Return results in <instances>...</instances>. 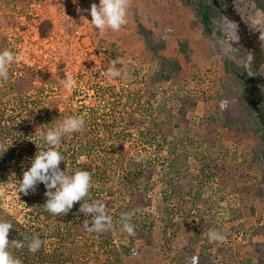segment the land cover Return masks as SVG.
I'll list each match as a JSON object with an SVG mask.
<instances>
[{"label":"rangeland","instance_id":"374dc122","mask_svg":"<svg viewBox=\"0 0 264 264\" xmlns=\"http://www.w3.org/2000/svg\"><path fill=\"white\" fill-rule=\"evenodd\" d=\"M68 1L0 0V16L9 25L5 33L15 54L21 57L17 64L36 65L49 72L64 64L74 82L71 88L62 86L65 100L73 103L81 118L107 111V100L98 94L100 88L111 89L125 106L136 92L142 93L144 100L148 98L145 77L157 62L138 32L137 21L152 29L156 38L171 35L164 54L182 64L177 76L154 87L153 102L159 109L168 103L171 125L180 106L188 109V125L173 126L170 136L184 169L183 177L175 176L173 181L184 191L177 195L171 221L165 224L163 192L167 186L161 174L166 168L160 166L150 208L155 220L154 244L144 245L139 254L123 252V264H192L193 257L198 258V264H255L256 244L264 240L260 234L264 225V163L254 160L257 142L253 135L238 127H224L223 119L230 107H240L246 85H250V104L256 111L251 80L264 100V12L255 0H210L222 16L216 21V32L207 37L191 8L181 0H128L127 23L119 31L100 32L90 23L91 16L89 21L84 18V26L77 23L81 13H70L65 7ZM87 1L99 4V0ZM45 22L50 23V31L42 37ZM182 40L188 42L186 54L179 49ZM112 53L115 58H110ZM113 70L119 75H111ZM130 70L134 74H124ZM48 91L53 95L60 89L50 86ZM25 116L31 120L34 115ZM21 199L15 176L0 181L1 206L23 219L26 209ZM213 230L221 232L225 240L210 241L208 233ZM93 240L90 237L92 251L84 259L68 260L69 252L63 249L64 256L57 264H112Z\"/></svg>","mask_w":264,"mask_h":264},{"label":"trees","instance_id":"16d2710c","mask_svg":"<svg viewBox=\"0 0 264 264\" xmlns=\"http://www.w3.org/2000/svg\"><path fill=\"white\" fill-rule=\"evenodd\" d=\"M181 1L191 8L203 34L207 37L213 36L216 32V21L222 16L221 10L210 0ZM255 2L264 12V0ZM2 19L0 16V52L10 50L15 54L5 33L9 25L2 22ZM137 24L147 50L157 62L156 68L148 78L145 77L144 91L149 94L148 98L144 100L143 94L136 92L125 106L121 97L115 98L111 89L100 88L98 94L105 102L107 100V111L83 117V129L66 134L58 146L66 160L61 162V170L67 166L70 172L85 170L91 174L89 194L82 203H103L106 215L111 217L112 226L100 233L87 231L85 223L90 224L93 217L85 216L79 211L81 202H76L64 216L51 214L44 206L47 200L46 189L40 183L34 192L27 195L21 193L26 209L23 219L16 214L7 213L0 201V220H6L13 225L9 231V242H24L22 249H16L14 244L9 245V251L21 260V264H57L64 256L63 249L69 252L68 260L84 259L92 251L88 245L90 237H93L99 252L105 251L109 255L112 264H123V252L139 254L144 245L153 246L155 220L150 208L154 204L152 193L157 184L158 170L161 172L160 166L166 168L162 171L161 181L167 186L163 192V221L167 225L171 221L177 204L176 197L184 191L182 185L176 186L173 180L175 176L182 178L184 169L176 153L177 147L173 146L170 136L173 126L188 125V109L184 105L180 106L175 116L177 119L171 125L170 116L173 117V114L168 103L165 102L159 109L153 100L157 94L154 87L157 88L177 76L182 71V64L178 58L164 54L167 37L171 35L156 38L152 29L140 21ZM44 26L42 37L48 36L50 31L49 22H45ZM179 49L184 54L188 53V42L180 41ZM112 57L115 58L114 53L111 54L110 58ZM116 60L117 69L120 70L121 63L117 58ZM63 66V63L58 64L56 72H49L47 69H38L36 65L21 66L14 62L9 66L8 79H0V181L15 176L18 185L38 148L47 147L40 139L41 134L66 118L82 117L75 112L73 103L65 100L61 81L67 80L68 75ZM133 72L138 70L134 69ZM233 72L230 73L235 76ZM131 73L130 70L124 74ZM50 86L51 89L56 86L57 91L60 89L59 93L50 95ZM249 86L244 87L238 109L228 106L229 111L224 112L223 125L231 129L238 127L243 132L252 134L257 142L254 147V160L262 164L264 100L257 84L251 80L258 105L256 111L253 110ZM119 109L124 111L119 112ZM26 113L34 115L30 117L31 120L25 116ZM30 129L35 131H29ZM126 213L131 214L130 223L134 225V236H129L123 230L121 217ZM260 234L264 237V225ZM36 236L43 244L36 253H32L28 250V242ZM256 252L255 264H264V240L256 244Z\"/></svg>","mask_w":264,"mask_h":264},{"label":"clouds","instance_id":"9594fccd","mask_svg":"<svg viewBox=\"0 0 264 264\" xmlns=\"http://www.w3.org/2000/svg\"><path fill=\"white\" fill-rule=\"evenodd\" d=\"M73 2L75 3L76 0H73ZM127 8L128 0H99L98 5L93 3L88 9L91 16L90 23L100 32L105 29L114 32L119 31L127 23ZM20 59V56L10 50L0 52V79L7 80L9 66ZM110 74L117 76L119 72L113 70ZM73 83L70 76L67 80L61 81L65 88H71ZM84 124L83 118L69 117L41 134L40 139L47 147L39 149L37 146L38 151L31 159L30 167L24 171L18 189L19 193L27 195L34 192L38 184L43 183L46 189L45 196L47 197L44 206L48 212L55 216L66 215L76 202H81L79 211L85 216L90 215L93 217L90 224L89 222L85 223V228L89 232L100 233L110 229L112 221L111 217L106 215L103 203L99 201L82 203L89 194L92 183L91 174L85 170L70 172L67 166L64 170H61L60 167L61 162H66L65 156L58 150L62 137L66 134L79 132L83 129ZM130 220V213H126L121 217L123 230L129 236H134V225L130 223ZM12 228V223L0 220V264H21V260L9 251L10 244H14L16 249L24 247L23 241L13 240L9 242V231ZM208 239L223 242L225 236L221 232L213 230L208 233ZM42 244L43 242L38 236L33 237L28 242V250L36 253ZM192 264H198L197 257L192 258Z\"/></svg>","mask_w":264,"mask_h":264},{"label":"built area","instance_id":"2783aa9c","mask_svg":"<svg viewBox=\"0 0 264 264\" xmlns=\"http://www.w3.org/2000/svg\"><path fill=\"white\" fill-rule=\"evenodd\" d=\"M65 4H66L65 7L72 10V12H70V13H72V14H80L81 13L79 16L76 17L75 21L77 23L81 24V26H84V23H85L83 21L84 18H85V20H87V19L89 20V18H90V12L88 11V9H90L91 4L87 0H76L75 3L73 2V0H69ZM74 11H76V12H74ZM69 15H71V14H69ZM84 16H86V17H84Z\"/></svg>","mask_w":264,"mask_h":264}]
</instances>
